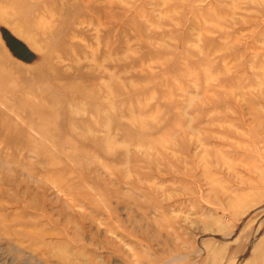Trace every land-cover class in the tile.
<instances>
[{
  "label": "rangeland",
  "instance_id": "374dc122",
  "mask_svg": "<svg viewBox=\"0 0 264 264\" xmlns=\"http://www.w3.org/2000/svg\"><path fill=\"white\" fill-rule=\"evenodd\" d=\"M146 258L264 264V0H0V264Z\"/></svg>",
  "mask_w": 264,
  "mask_h": 264
},
{
  "label": "bare ground",
  "instance_id": "6f19581e",
  "mask_svg": "<svg viewBox=\"0 0 264 264\" xmlns=\"http://www.w3.org/2000/svg\"><path fill=\"white\" fill-rule=\"evenodd\" d=\"M199 252H195L194 254H193V256H195L196 254H198ZM141 258H142V256H141ZM145 259V258H144ZM143 259V260H144ZM141 261V263L140 264H147L148 262H149V259L148 258H146V261ZM182 260V256H179V257H177V258H172L171 260H170V262H179V261H181Z\"/></svg>",
  "mask_w": 264,
  "mask_h": 264
}]
</instances>
